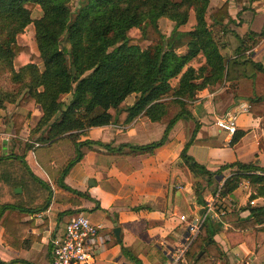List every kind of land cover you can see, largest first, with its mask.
I'll return each mask as SVG.
<instances>
[{
  "label": "crops",
  "instance_id": "0c3cea01",
  "mask_svg": "<svg viewBox=\"0 0 264 264\" xmlns=\"http://www.w3.org/2000/svg\"><path fill=\"white\" fill-rule=\"evenodd\" d=\"M226 1L229 20L225 24H230L227 32L216 34L227 77L221 87H208L197 93L187 107L190 118L179 119L168 132L166 142L153 152L117 150L122 145L136 147L159 142L169 116L160 122L139 116L129 125L91 128L76 133L74 138L68 134L40 142L46 132H37L35 140L39 141H31V130L25 122L21 132L14 135L11 123L3 120L8 108L0 110L2 155L23 157L31 173L52 194L49 204L39 211L2 214L1 264H50V240L60 236L70 218L79 214L101 227L94 264H134L124 256L122 247L140 264H166L167 253L184 242L187 224L201 215L202 204L194 196L193 181L201 179L208 186L180 160L191 139L187 155L197 164L212 173L226 168L216 178V189L237 172L236 164L258 169L251 175H264L260 172L264 169V71L255 66L264 70V35L254 36L264 32V0H210L217 8ZM135 100L133 95L126 102L131 105ZM37 110L39 120L42 112L40 107ZM226 114L236 116L235 141L233 135L215 126V121ZM87 141L109 145L113 152L87 145ZM27 143L38 146L29 148ZM77 150L80 160L63 176ZM20 193L21 189L15 192ZM252 194L249 182L243 179L224 199L230 209L220 220V232L213 237L224 255L213 259V264H264V232L253 231L246 208L264 205V198L251 200ZM8 201L10 196L4 191L0 206ZM31 203L39 206L42 201ZM182 216L186 222L180 220ZM116 227L120 230L119 239L114 234ZM160 254L165 263L158 261ZM182 264L188 263L183 260Z\"/></svg>",
  "mask_w": 264,
  "mask_h": 264
},
{
  "label": "trees",
  "instance_id": "16d2710c",
  "mask_svg": "<svg viewBox=\"0 0 264 264\" xmlns=\"http://www.w3.org/2000/svg\"><path fill=\"white\" fill-rule=\"evenodd\" d=\"M34 7L41 11L38 19H32ZM228 7V1L217 8L210 0H80L72 11L70 0H0V76L7 74L15 86L10 92L0 91V110L5 109V103L16 106L10 118L13 134L18 135L25 122L22 110L30 113L39 106L42 116L34 132L45 129L46 138L40 142H47L68 134L74 138L76 133L91 128L129 125L139 116L160 122L169 116L170 107L176 106L178 111L169 119L159 142L136 147L122 145L117 150L153 152L166 142L168 132L179 119L190 118L187 107L197 93L208 87H221L227 77L216 31L227 32ZM191 13L194 27L180 31ZM160 19L173 24L168 38L144 48L131 42L132 30L156 27ZM29 25L34 27L38 56L17 43ZM263 35L264 32L254 36ZM63 40L68 49L61 46ZM182 48L185 52L178 53ZM174 80L176 84L172 86ZM68 95L69 102L64 104L62 97ZM133 95L136 100L127 104ZM236 138L235 133L233 141ZM192 140L181 152L180 160L190 173L210 186L226 168L212 173L197 164L187 155ZM85 144L113 152L109 145L100 142ZM80 157L77 150L63 176ZM236 166L237 172L225 179L219 192L215 203L218 212H228L230 207L224 199L243 179L252 188L251 200L264 198V175L249 174L258 170L251 166ZM260 172L264 174V169ZM0 186H5L0 189V198L4 191L10 196V201L0 206V217L5 211H39L49 204L52 195L49 187L31 173L23 157L3 156L1 144ZM17 188L21 189L19 195L14 192ZM204 191L202 186L194 189L200 204ZM36 200L42 201L41 205L33 206L31 202ZM246 208L253 231L264 232V205ZM220 229V222L207 219L184 260L188 264H213V259L222 258L224 253L213 241ZM122 251L128 260L140 264L124 247Z\"/></svg>",
  "mask_w": 264,
  "mask_h": 264
},
{
  "label": "built area",
  "instance_id": "2783aa9c",
  "mask_svg": "<svg viewBox=\"0 0 264 264\" xmlns=\"http://www.w3.org/2000/svg\"><path fill=\"white\" fill-rule=\"evenodd\" d=\"M215 126L230 135L236 132V116L226 114L215 121ZM10 136L6 137L8 140ZM37 147V144H34ZM223 183L217 188L216 193L203 198L202 214L195 217L187 224V235L184 242L176 249L167 253L166 264H182L184 255L198 236L200 229L207 219L220 222L226 216V212L215 210V203L219 198V192ZM251 205L254 202L250 203ZM181 221H187L182 216ZM100 226L91 224L84 215H75L65 225L60 236H55L50 240L51 263L50 264H94L99 252L98 232Z\"/></svg>",
  "mask_w": 264,
  "mask_h": 264
},
{
  "label": "rangeland",
  "instance_id": "374dc122",
  "mask_svg": "<svg viewBox=\"0 0 264 264\" xmlns=\"http://www.w3.org/2000/svg\"><path fill=\"white\" fill-rule=\"evenodd\" d=\"M78 1L80 0H70V8L72 11H74V9L77 8L78 5ZM220 1V0H218ZM41 16V11L38 7H34V9L32 10V19H38ZM195 25V21H194V17L193 14H190L188 23L181 27L179 30L182 32H187L190 31ZM173 29V24L171 22H169L166 19H160L157 24L156 27H152V26H146L144 27L143 30H132L129 33V37L132 39V43L133 44H137L139 45L141 48L146 47V45L151 44L153 42H156L158 40H162V39H166L169 37V35L171 34V31ZM218 40H219V36L218 34L216 35ZM17 43L21 46V47H26L28 48L29 52L34 55V56H38V52L36 49V44H35V39H34V27L33 25H29L23 32V34L19 35L17 38ZM61 46L68 49V46L66 45V43L64 42V40L61 42ZM185 52V48L179 49L178 53H184ZM176 84V81H172L171 85L174 86ZM15 88V86L10 82V78L7 74H3L0 76V91H7L10 92ZM70 99V96H63L62 97V102L64 104L68 103ZM8 108V109H7ZM16 106L15 105H9L7 103H5V109H7L9 111V113H5V117L3 118V120L6 123H12L10 116L12 115L13 111H15ZM64 108V106H63ZM39 107L38 106H34V108L30 111V113H28L27 110H22L23 116H24V120L26 122L27 125V129L31 130V141H39L38 139H36V134L37 132H34V128L37 124L38 118L36 117L38 115V110ZM178 111L176 106H171L170 107V113H169V118H171L176 112ZM31 115H34L33 118H31ZM24 122V123H25ZM41 132V130H40ZM46 132L45 129L42 130V133L44 134ZM13 139V138H12ZM11 139V140H12ZM27 147H32L34 146L33 144H26ZM194 184V189L197 186H202L205 191L203 193L204 197H206L208 194H213V192L216 190L215 185L216 184H212L210 186H205V183L201 180V179H197L195 181H193ZM20 188H17L14 192H18ZM249 200L246 201V203H248ZM159 262L165 263L166 259L164 257H162V255L160 254Z\"/></svg>",
  "mask_w": 264,
  "mask_h": 264
},
{
  "label": "water",
  "instance_id": "95a60500",
  "mask_svg": "<svg viewBox=\"0 0 264 264\" xmlns=\"http://www.w3.org/2000/svg\"><path fill=\"white\" fill-rule=\"evenodd\" d=\"M20 190V189H19ZM19 190H18V192H19ZM201 214H202V211H201ZM119 232H120V230L116 227L115 229H114V234H115V237L117 238V239H119Z\"/></svg>",
  "mask_w": 264,
  "mask_h": 264
}]
</instances>
